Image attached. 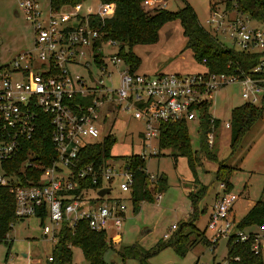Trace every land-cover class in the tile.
<instances>
[{
    "label": "built area",
    "instance_id": "2783aa9c",
    "mask_svg": "<svg viewBox=\"0 0 264 264\" xmlns=\"http://www.w3.org/2000/svg\"><path fill=\"white\" fill-rule=\"evenodd\" d=\"M162 1L144 4L164 8ZM17 4L32 26L33 42L0 64V190L10 195L14 217H38L42 235L52 242L62 226L73 230L80 221L106 235L123 226L133 173L125 162L81 161L83 147L113 137L102 131L100 108H105V118L127 113L143 123L139 156L145 161L157 152L153 141L158 142L162 124L198 122L202 106L210 112L214 94L221 88L240 85L241 98L250 105H259L264 98V24L251 25L250 18L235 8L230 15L217 2H210L204 27L224 44L226 39L238 50L262 53L248 73L212 72L201 64L202 70L191 74L149 75L131 71L118 54L119 44L106 37L103 24L114 13L112 3L99 2V10L90 14L81 13L82 2L57 10L50 7V0L46 10L37 0H17ZM109 47H116L115 52H107ZM72 66L85 68L87 76L72 72ZM210 115L212 122L215 117ZM223 125L230 128L229 121ZM40 130L48 133L51 145L44 165L26 146ZM206 141L213 144V128ZM15 160L19 163L13 168ZM148 178L155 183L156 177ZM113 185L121 196H107ZM106 187L109 191L100 196L98 191ZM219 189L205 228L209 250L221 239L231 245L251 239L252 253L261 254L264 229L261 233L239 229L230 214L238 195L224 182ZM167 237L165 233L163 238ZM239 262L235 255L216 264Z\"/></svg>",
    "mask_w": 264,
    "mask_h": 264
},
{
    "label": "rangeland",
    "instance_id": "374dc122",
    "mask_svg": "<svg viewBox=\"0 0 264 264\" xmlns=\"http://www.w3.org/2000/svg\"><path fill=\"white\" fill-rule=\"evenodd\" d=\"M42 9L46 10L48 0H37ZM164 8L169 11H177L183 7L181 0H163ZM193 6L196 16L202 26L208 16L207 0H186ZM158 6V5H156ZM144 5L146 10H154L158 7ZM81 13L90 14L99 10L97 0H84L81 4ZM228 46L230 42L224 40ZM33 31L31 24L18 7L17 0H0V64L9 61L15 53L32 46ZM185 38L178 20H170L162 24L158 31V39L154 43L135 45L133 53L139 58L136 72L156 75L160 73L191 74L202 70V65L193 58L190 50L183 49ZM107 52H115L116 47H109ZM72 72L87 76L85 68L79 66L70 67ZM113 81L117 83V75H113ZM241 86L228 85L214 94L210 113L220 121V125L214 131V141L208 145L215 154V159L207 158L203 151H199L201 139L197 122H188V136L190 147L198 153L199 160L195 165V181L189 170L186 158L177 156L173 160L172 149H162L159 152L146 156L145 167L148 175L156 177L160 172L165 175L166 185L161 191L162 198L157 199L161 192L151 185L148 190L151 199L140 203L137 212L133 211L132 202L126 201L127 211L125 220L120 230L107 231L108 238L116 236L117 240L111 242L103 253L106 264H139L143 255L147 264H212V257L208 246L202 243L186 251L184 256L178 255L171 246H164L158 251L157 246L171 239L176 231L171 226L178 228L186 220L203 230L207 211H199L214 199L219 190V183L223 180L216 179V171L219 164L231 169L230 182L233 184V192L238 199L233 205L235 219L238 220L245 213L248 203L259 199L264 200V107L260 116L240 136L237 143H230V129L224 127V122L229 121L232 108L244 103L240 95ZM105 108H100L98 122L102 124V131L111 134L115 143L110 148V160L114 163L124 164V157L139 155L143 151L141 132L143 123L131 114H119L116 117L105 118ZM200 130V129H199ZM206 136V135H205ZM153 146L158 148L157 142ZM148 152V149L146 148ZM228 171V170H227ZM194 178V177H193ZM203 195L197 197L195 204L188 197L190 192ZM122 195L113 185L107 196ZM196 206L197 214H193ZM198 213L201 216H198ZM12 227L6 240H0V264H46L51 252L52 241L42 235L41 220L31 216L27 218L13 217L10 220ZM49 224V220L46 219ZM191 223V222H190ZM247 231V230H246ZM167 233L168 238H163ZM207 235L209 233L207 232ZM225 242H219L215 253V261H221L225 253ZM155 252H152L154 251ZM8 253V255H6ZM7 256V257H6ZM264 262V253L262 254ZM71 264H87L81 250L72 247Z\"/></svg>",
    "mask_w": 264,
    "mask_h": 264
},
{
    "label": "trees",
    "instance_id": "16d2710c",
    "mask_svg": "<svg viewBox=\"0 0 264 264\" xmlns=\"http://www.w3.org/2000/svg\"><path fill=\"white\" fill-rule=\"evenodd\" d=\"M84 0H50V7L54 10L65 5H74ZM102 3H112L114 13L107 18L103 24V30L107 38L119 44V56L130 66L131 71L136 72L139 58L133 53L135 45L154 43L158 39V31L162 24L170 20H178L183 36L185 38L184 50H190L193 58L199 64H203L212 72L248 73L260 60V52H244L232 46L220 42L209 30L202 26L196 16L193 7L184 2L183 7L177 11H169L165 8L146 10L143 3L145 0H97ZM227 8H235L237 11L247 15L250 19L264 24V0H224ZM204 60V61H203ZM227 65L229 66L227 68ZM202 106V113L199 117L198 131L200 132L199 151H203L207 158L215 159V154L208 147L206 133L220 125L217 118H213L207 109ZM264 107V98L259 105L242 103L231 110L230 117V143L234 146L242 133L253 124L260 116ZM200 129V130H199ZM115 143V138L107 136L101 143L89 144L82 149V162H100L111 158L110 148ZM158 151L172 149V157L176 162L177 156H184L186 163L194 179L197 178L195 165L199 160L198 153L190 147L188 136V122L176 120L164 123L160 127L158 137ZM28 149L36 153L38 162L42 165L48 162L47 152L51 145L48 133L40 130L30 141L26 143ZM126 167L133 173L134 183L130 193L133 211L137 212L142 201L151 199L148 187L153 185L158 191H162L166 185V178L158 175L155 183L149 181L146 173L145 161L139 155H128L124 157ZM19 160L13 161V168L17 167ZM228 170V171H227ZM36 171L35 175H39ZM231 169L219 164L216 171V179L223 180L227 189H232L230 180ZM88 182V181H87ZM199 192V191H198ZM203 192H190L188 197L195 204L197 197ZM196 206L193 207V214H197ZM13 201L4 190H0V240H6L9 233L11 218H13ZM191 222V223H190ZM256 225L264 227V200H257L237 223L241 230ZM166 242L157 246V251L164 246H171L180 256H184L196 242L201 241L208 245L204 231L197 229L192 221L183 222ZM168 238V237H167ZM166 238V239H167ZM111 244L104 231L95 232L91 230L85 221L78 222L72 230L62 226L57 233V238L51 248L50 257L46 264H71L72 247H78L87 264H106L103 260V253ZM152 252H155L152 251ZM8 255V253H6ZM238 255V264H264L262 255H255L251 251V239L246 242H238L231 245L228 243V256ZM7 257V256H6ZM142 256L139 264H147Z\"/></svg>",
    "mask_w": 264,
    "mask_h": 264
},
{
    "label": "crops",
    "instance_id": "0c3cea01",
    "mask_svg": "<svg viewBox=\"0 0 264 264\" xmlns=\"http://www.w3.org/2000/svg\"><path fill=\"white\" fill-rule=\"evenodd\" d=\"M224 0H207V12H208V8H209V5H210V2H217L218 3V7L220 8V9H222V8H225L226 10H228V11H230L229 13H230V15H234V12H235V9L232 7V8H227L226 6H225V3L223 2ZM153 3V2H152ZM152 3H148V4H144L143 3V5H147V6H150V7H153V5L154 4H152ZM157 7V6H156ZM193 7V6H192ZM194 8V7H193ZM195 11V10H194ZM250 24L251 25H253V26H259V25H261L262 23H260V22H258V21H255V20H252V19H250ZM20 52V51H19ZM15 54H17V53H15ZM202 68V67H201ZM140 136H141V139H142V135L140 134ZM154 142V141H153ZM158 143V142H157ZM158 145V144H157ZM157 152H159L158 151V148H157ZM148 174V173H147ZM158 175H160V176H164L165 177V175L162 173V172H160V174H158ZM157 175V176H158ZM156 176V177H157ZM192 181L191 182H193V181H195V179L192 177V179H191ZM232 188H233V184H232ZM232 190V189H231ZM233 191V190H232ZM219 193H220V189L218 190V192L217 193H215V196H214V199L213 200H211L212 202L210 203V205L208 206L207 204L205 205V208L203 207L199 212L200 213H205V210L207 211V219H206V223H205V226H204V229L203 230H201V231H204V236L206 237V239H207V237H208V235H207V231H206V224H207V221H208V217H209V213H210V210H211V208H212V206H213V204H214V202L216 201V199H217V197H218V195H219ZM161 194V198H162V192L160 193ZM157 199H159V198H157ZM256 202V201H255ZM255 202H251V203H248V206H247V208H246V211L252 206V205H254V203ZM232 211H233V208L231 209ZM126 211H127V209H126ZM231 211V212H232ZM246 211H245V213H246ZM244 213V214H245ZM126 214V213H125ZM231 214V213H230ZM243 214V215H244ZM242 215V216H243ZM198 216H201V214H199L198 213ZM231 217L233 218V220H234V222L237 224L238 222H239V220L242 218H240V219H238V220H236L235 219V216H234V214L232 213L231 214ZM125 220V219H124ZM187 220H190L189 219V215L187 216V218H186V220L184 221V222H187ZM124 224V223H123ZM171 229V228H170ZM263 229H264V227H259V226H256V225H251V226H248V227H246V228H244L243 229V231L244 232H246V233H261V232H263ZM247 230V231H246ZM107 235H108V233H107ZM116 238V239H115ZM114 240H117V237H114L113 239H111L110 241H114ZM221 241H224L225 242V253H224V257H226V256H228V243H229V241L227 240V239H221L219 242H221ZM54 242L55 241H53L52 242V246L54 245ZM219 242L217 243V246H216V248L213 250V251H211V253L212 254H214V256L212 257V264H216V263H218V262H216L214 259H215V251L217 250V247H218V245H219ZM199 243H202V244H205V243H203V242H201V241H198V242H196L191 248H194L197 244H199ZM205 245H207V244H205ZM52 246H51V248H52ZM208 246V245H207ZM264 253V251L261 253V255ZM50 256V255H49ZM49 256H48V258H49ZM223 257V258H224ZM202 263V262H201ZM194 264H200L199 263V260L197 259L196 260V262L194 263ZM204 264V263H203Z\"/></svg>",
    "mask_w": 264,
    "mask_h": 264
},
{
    "label": "water",
    "instance_id": "95a60500",
    "mask_svg": "<svg viewBox=\"0 0 264 264\" xmlns=\"http://www.w3.org/2000/svg\"><path fill=\"white\" fill-rule=\"evenodd\" d=\"M109 191V188H102L98 191V194L102 196L103 194L107 193Z\"/></svg>",
    "mask_w": 264,
    "mask_h": 264
}]
</instances>
